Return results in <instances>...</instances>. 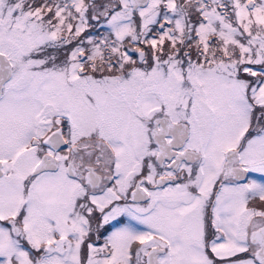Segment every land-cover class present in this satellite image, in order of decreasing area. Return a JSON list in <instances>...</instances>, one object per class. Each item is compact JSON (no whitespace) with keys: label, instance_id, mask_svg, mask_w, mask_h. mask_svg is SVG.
Segmentation results:
<instances>
[{"label":"snow or ice","instance_id":"6c2138e0","mask_svg":"<svg viewBox=\"0 0 264 264\" xmlns=\"http://www.w3.org/2000/svg\"><path fill=\"white\" fill-rule=\"evenodd\" d=\"M0 264H264V0H0Z\"/></svg>","mask_w":264,"mask_h":264}]
</instances>
